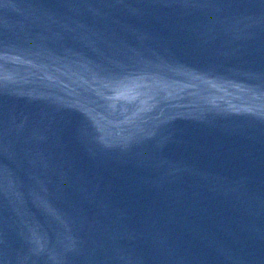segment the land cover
Segmentation results:
<instances>
[{
	"label": "water",
	"instance_id": "obj_1",
	"mask_svg": "<svg viewBox=\"0 0 264 264\" xmlns=\"http://www.w3.org/2000/svg\"><path fill=\"white\" fill-rule=\"evenodd\" d=\"M0 264H264V0H0Z\"/></svg>",
	"mask_w": 264,
	"mask_h": 264
}]
</instances>
